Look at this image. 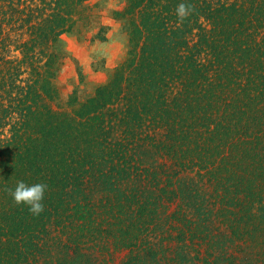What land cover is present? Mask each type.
Returning <instances> with one entry per match:
<instances>
[{"label": "trees", "instance_id": "obj_1", "mask_svg": "<svg viewBox=\"0 0 264 264\" xmlns=\"http://www.w3.org/2000/svg\"><path fill=\"white\" fill-rule=\"evenodd\" d=\"M87 2L0 0V264H264V0H124L126 57L61 107Z\"/></svg>", "mask_w": 264, "mask_h": 264}, {"label": "rangeland", "instance_id": "obj_2", "mask_svg": "<svg viewBox=\"0 0 264 264\" xmlns=\"http://www.w3.org/2000/svg\"><path fill=\"white\" fill-rule=\"evenodd\" d=\"M87 3L91 8L90 19L60 37L64 59L54 83L59 96L55 104L61 107L73 92L80 99L91 94L126 57L127 36L122 23L112 13L123 7L124 0H88ZM100 31L103 40L95 37Z\"/></svg>", "mask_w": 264, "mask_h": 264}, {"label": "clouds", "instance_id": "obj_3", "mask_svg": "<svg viewBox=\"0 0 264 264\" xmlns=\"http://www.w3.org/2000/svg\"><path fill=\"white\" fill-rule=\"evenodd\" d=\"M194 12L195 5L191 3L182 2L175 9V14L181 23ZM47 189L48 185L45 183L28 185L23 181H18L14 190L6 188L5 191L12 197L16 205H25L32 215L38 216L44 211L43 200Z\"/></svg>", "mask_w": 264, "mask_h": 264}]
</instances>
